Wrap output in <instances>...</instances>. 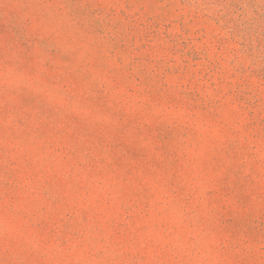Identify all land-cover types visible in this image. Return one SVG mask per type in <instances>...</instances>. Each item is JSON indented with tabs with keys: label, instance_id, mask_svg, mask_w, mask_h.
Wrapping results in <instances>:
<instances>
[{
	"label": "rangeland",
	"instance_id": "obj_1",
	"mask_svg": "<svg viewBox=\"0 0 264 264\" xmlns=\"http://www.w3.org/2000/svg\"><path fill=\"white\" fill-rule=\"evenodd\" d=\"M0 264H264V0H0Z\"/></svg>",
	"mask_w": 264,
	"mask_h": 264
}]
</instances>
